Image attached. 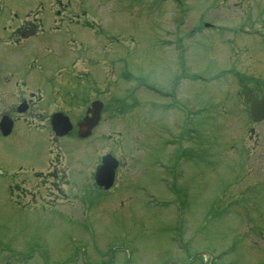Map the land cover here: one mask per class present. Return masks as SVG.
Returning a JSON list of instances; mask_svg holds the SVG:
<instances>
[{
    "label": "rangeland",
    "instance_id": "rangeland-1",
    "mask_svg": "<svg viewBox=\"0 0 264 264\" xmlns=\"http://www.w3.org/2000/svg\"><path fill=\"white\" fill-rule=\"evenodd\" d=\"M40 1L46 6L45 0ZM92 1L96 7L91 5L92 9L86 4L89 12L83 13L79 19L85 20L86 25L91 24L95 17L100 16L101 5H117L120 6L118 9L126 10L130 19L129 23L123 21L124 29L130 32L126 35H132L138 44L134 47L127 44L125 47L119 46L124 47V54L117 53V56L123 60L128 57L127 52L130 53L133 57L128 60L127 71L147 82H158L159 86H166L167 79L174 71L171 65L174 54L166 42L165 31L175 15L174 7L170 5L169 12L168 5L160 4L158 0H152V4L149 0H132L131 3V0ZM185 1V6L190 10V31L196 28L201 18H205L209 24L215 20L216 27L192 35L184 29L180 32L187 46L186 73L194 76V79H186L181 86L185 94V106L190 107L194 113L195 138L194 141L191 139L190 146L193 142L198 145L201 141L204 163L181 167L185 174L177 190L184 205L179 199L177 204L186 208L184 229H181V220L176 217L172 203H163L170 201L174 194L164 188L161 175L149 159L142 164L140 161L133 163V180L140 187L134 193L131 192V199L123 204L112 199L105 205L106 209L101 216L85 218L74 212L72 216H67L63 210L55 207L58 202L65 204V209L76 205L77 199L71 191L65 199L52 193L43 202L33 190L35 185L32 180L35 176L31 171L4 175L3 167H0V250L10 247L19 250L30 247L31 250L41 246L47 248L50 259L58 263L81 246L89 248L92 254L95 248L104 249L106 245V262L112 264H264V186L254 184L249 189L245 188L247 184L252 186L250 182L253 180L263 177L264 172L259 169L248 171L251 161L242 164L244 159L236 155L238 146L243 152L248 148L247 141L241 139L250 116L245 108L240 107L242 101L237 93L235 76L239 72L236 62H244L251 55L260 59L264 65V0H232L233 3L224 0L225 7L231 4L230 9H225L230 18L224 17L222 1ZM77 2L82 5V0ZM33 5L34 1H23L20 8L25 10ZM130 10L133 11L128 15ZM163 14H166L164 18ZM163 20L165 22L162 23ZM166 22L167 27L162 29ZM239 28L247 29L248 33L241 32ZM106 31L107 35L116 33L108 25ZM93 32L100 33L94 30L75 33L87 44L77 48L79 53L94 46L93 40L96 39H93ZM100 38L104 42V35ZM245 45L250 55L236 52V48H245L242 47ZM91 75L101 86H105L108 77H112L110 73L100 76L98 71ZM107 88L109 91L104 90L103 94L106 102L117 104L112 98V87ZM6 100L10 101L11 97ZM121 103L120 112L125 109ZM133 115L139 118L144 115L154 116L155 113L141 105L133 110ZM169 124L170 133L177 124L176 118L171 117ZM226 124L231 125L228 133L224 129ZM253 127L255 131H264V122L256 123ZM122 131L125 132L124 129ZM147 131V127L142 130L141 127L137 128L138 133ZM159 140L162 142V138ZM7 141L2 142L8 144ZM85 142L87 146L82 153H77L80 148L74 145V153L69 157L74 170L81 169L88 174L98 145L87 138ZM227 150L230 155H227ZM191 153L194 152L191 150ZM259 153L258 149L253 154ZM34 160L36 171L46 168L43 154L35 153ZM160 173L164 174L163 171ZM18 183H21V187H10ZM142 188L155 195L152 202ZM10 190H13L15 199H11ZM241 190L243 193L240 200H221L219 203L216 200L222 195L235 197ZM17 198L26 203L23 211L13 204ZM41 204L49 209L48 212L44 211ZM92 230L91 236L89 233ZM93 255L97 258L98 253L94 251ZM8 258L3 264H35L31 260L24 263ZM96 258V263L92 264L100 263Z\"/></svg>",
    "mask_w": 264,
    "mask_h": 264
},
{
    "label": "flooded vegetation",
    "instance_id": "flooded-vegetation-1",
    "mask_svg": "<svg viewBox=\"0 0 264 264\" xmlns=\"http://www.w3.org/2000/svg\"><path fill=\"white\" fill-rule=\"evenodd\" d=\"M60 12L62 10L59 8L51 9L49 14L43 16V12L38 7L29 9L15 25L8 23V19L4 20L3 16L0 18V87H11L13 92H17L14 94L15 98L25 99L28 106L36 99V102L42 99V94L37 97L34 96L36 95L34 92L24 95L32 86V77L36 79L35 86L38 92H41V89L51 81H57L53 86L52 97L65 101L73 95L75 79L72 67L66 66L74 64L76 53L70 46L69 39L73 38L58 36L59 26H53L54 17ZM11 16H14V10L8 11L7 17ZM44 23L48 28L44 27ZM67 33L69 34V31ZM61 45L62 47L58 48ZM83 55L85 62L86 55L85 53ZM62 88H71L72 91L66 90V93H62L60 97ZM30 113L43 120L42 125H47L39 111L31 110Z\"/></svg>",
    "mask_w": 264,
    "mask_h": 264
},
{
    "label": "water",
    "instance_id": "water-1",
    "mask_svg": "<svg viewBox=\"0 0 264 264\" xmlns=\"http://www.w3.org/2000/svg\"><path fill=\"white\" fill-rule=\"evenodd\" d=\"M262 106H264V100H263V101H260V102H256V103L254 104V108H255V110L253 109V113L256 112V109H257V108L259 109V108L262 107ZM254 116L257 117V118H260V117L264 116V113H262L261 115L254 114Z\"/></svg>",
    "mask_w": 264,
    "mask_h": 264
}]
</instances>
